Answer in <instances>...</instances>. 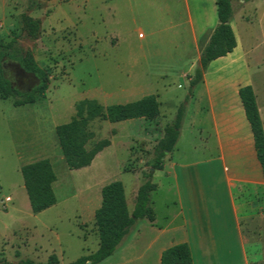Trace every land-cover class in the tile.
Here are the masks:
<instances>
[{
  "label": "rangeland",
  "instance_id": "374dc122",
  "mask_svg": "<svg viewBox=\"0 0 264 264\" xmlns=\"http://www.w3.org/2000/svg\"><path fill=\"white\" fill-rule=\"evenodd\" d=\"M248 3L250 22H239L238 34L254 49V67L260 66L264 75V0ZM137 11L128 0H0L1 50L34 62L50 82L46 98L15 106L38 81L21 77L16 60L4 64V75L17 90L6 100L0 95V263H46L56 255L60 264H70L96 252L100 240L95 212L104 184L123 182L133 211L134 190L145 182L143 173L151 170L160 135L175 119L190 87L179 79L150 75L141 54ZM150 95L158 97L163 116L154 121L92 122L95 137L90 146L104 139L111 146L93 167L68 168L55 128L72 119L77 102L90 99L110 106ZM146 132L150 136L142 140ZM43 159L51 161L57 175V204L34 213L21 168ZM167 201L164 193L151 195L160 224ZM250 228L244 234L250 264H264V213ZM129 238L121 250L129 248L124 247ZM118 259L115 253L100 264H120Z\"/></svg>",
  "mask_w": 264,
  "mask_h": 264
},
{
  "label": "crops",
  "instance_id": "0c3cea01",
  "mask_svg": "<svg viewBox=\"0 0 264 264\" xmlns=\"http://www.w3.org/2000/svg\"><path fill=\"white\" fill-rule=\"evenodd\" d=\"M128 1L138 9L135 22L150 75L190 84L202 47L218 25L216 0ZM239 2L237 7L233 1L231 23L237 47L211 62L186 103L174 150L162 170H153V180L159 179L154 193L168 198L164 223L156 213L154 222L139 220L125 238L130 236L124 244L129 248L121 250L124 240L116 252L120 264H162L163 252L178 244L189 245L193 264L251 263L244 234L264 213V174L239 90L253 87L264 127V75L254 67V49L238 34V23L250 22L246 12L252 3ZM163 135L164 130L159 141ZM107 184L99 188L101 200Z\"/></svg>",
  "mask_w": 264,
  "mask_h": 264
},
{
  "label": "trees",
  "instance_id": "16d2710c",
  "mask_svg": "<svg viewBox=\"0 0 264 264\" xmlns=\"http://www.w3.org/2000/svg\"><path fill=\"white\" fill-rule=\"evenodd\" d=\"M233 1L216 0L218 25L213 30L207 44L202 47L199 67L191 77L185 102L178 108L173 122L165 127L164 135L154 149V158L150 164L151 170L143 173L145 182L139 187L134 210L132 212L129 210L123 182L113 181L104 186L101 206L95 212L100 240L99 248L96 252L82 256L70 264H100L118 251L139 220L147 219L154 222L155 212L151 207V195L157 190V185L153 182V170H162L164 159L174 150L180 137L186 103L193 95L194 88L204 81V75L211 62L227 56L237 47L236 36L231 25L235 13ZM244 1L248 3L253 0ZM8 60H16L24 71L33 74L38 81L34 89L26 93L23 99L15 100V106L34 104L37 96L41 99L46 98L50 83L48 76L34 62L2 51L0 48V95L2 99L13 97L15 93L12 83L4 75V62ZM239 95L254 135L257 157L264 174V127L254 89L252 86L242 87ZM75 110L72 119L68 123L57 126L55 130L66 165L70 170L90 167L96 157L111 146L109 139L101 140L90 146L95 137L90 128L92 122L103 120L120 123L136 119L154 121L161 115V104L155 95L126 104L110 106H103L96 100L84 99L76 103ZM21 173L34 213H41L57 204L54 190L57 175L49 159L26 164L22 166ZM161 263L193 264L189 245L178 244L165 250ZM0 264L12 263L1 262ZM14 264H60V261L56 255H52L46 263L25 259Z\"/></svg>",
  "mask_w": 264,
  "mask_h": 264
},
{
  "label": "flooded vegetation",
  "instance_id": "af4514ba",
  "mask_svg": "<svg viewBox=\"0 0 264 264\" xmlns=\"http://www.w3.org/2000/svg\"><path fill=\"white\" fill-rule=\"evenodd\" d=\"M6 63V61L4 62V64ZM17 66H18V68L21 70V77H24V76H31V77H33V79H34V81L35 82H37V78L33 75V74H31V73H27L26 71H24L21 67H20V65L19 64H17ZM23 83V80L21 79H19V84H22ZM15 85V83H12V88H13V90L15 91V90H17V88L14 86Z\"/></svg>",
  "mask_w": 264,
  "mask_h": 264
},
{
  "label": "built area",
  "instance_id": "2783aa9c",
  "mask_svg": "<svg viewBox=\"0 0 264 264\" xmlns=\"http://www.w3.org/2000/svg\"><path fill=\"white\" fill-rule=\"evenodd\" d=\"M10 200V199H9Z\"/></svg>",
  "mask_w": 264,
  "mask_h": 264
},
{
  "label": "water",
  "instance_id": "95a60500",
  "mask_svg": "<svg viewBox=\"0 0 264 264\" xmlns=\"http://www.w3.org/2000/svg\"><path fill=\"white\" fill-rule=\"evenodd\" d=\"M90 264V263H89Z\"/></svg>",
  "mask_w": 264,
  "mask_h": 264
}]
</instances>
